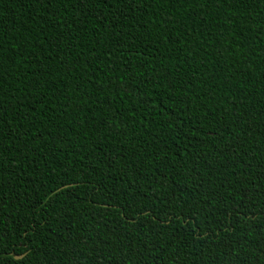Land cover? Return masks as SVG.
<instances>
[{
	"label": "trees",
	"instance_id": "trees-1",
	"mask_svg": "<svg viewBox=\"0 0 264 264\" xmlns=\"http://www.w3.org/2000/svg\"><path fill=\"white\" fill-rule=\"evenodd\" d=\"M0 264H264V0H0Z\"/></svg>",
	"mask_w": 264,
	"mask_h": 264
}]
</instances>
